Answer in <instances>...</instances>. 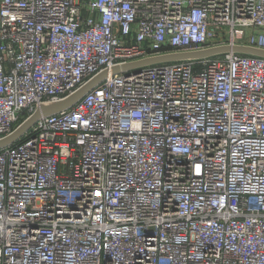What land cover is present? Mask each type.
<instances>
[{
    "label": "built area",
    "instance_id": "obj_1",
    "mask_svg": "<svg viewBox=\"0 0 264 264\" xmlns=\"http://www.w3.org/2000/svg\"><path fill=\"white\" fill-rule=\"evenodd\" d=\"M264 0H0V264H264Z\"/></svg>",
    "mask_w": 264,
    "mask_h": 264
},
{
    "label": "water",
    "instance_id": "obj_2",
    "mask_svg": "<svg viewBox=\"0 0 264 264\" xmlns=\"http://www.w3.org/2000/svg\"><path fill=\"white\" fill-rule=\"evenodd\" d=\"M231 53L264 58V49L244 44H224L192 51H176L145 57L137 61L115 66L111 69V73L129 74L130 72H138L143 67L153 66L157 64L201 60ZM108 74V70L103 71L63 100L40 105L36 109V111L12 134L0 140V149L17 141L30 127H32L42 117L60 113L74 106L90 90L101 83L108 76Z\"/></svg>",
    "mask_w": 264,
    "mask_h": 264
}]
</instances>
